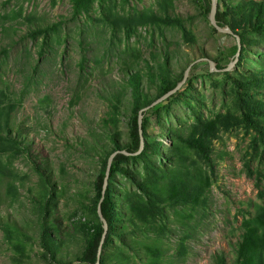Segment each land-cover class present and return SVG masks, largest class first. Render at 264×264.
<instances>
[{
  "label": "rangeland",
  "instance_id": "1",
  "mask_svg": "<svg viewBox=\"0 0 264 264\" xmlns=\"http://www.w3.org/2000/svg\"><path fill=\"white\" fill-rule=\"evenodd\" d=\"M224 1L233 37L198 0H0V264H82L102 162L191 65L110 178L105 264H264V0Z\"/></svg>",
  "mask_w": 264,
  "mask_h": 264
},
{
  "label": "trees",
  "instance_id": "2",
  "mask_svg": "<svg viewBox=\"0 0 264 264\" xmlns=\"http://www.w3.org/2000/svg\"><path fill=\"white\" fill-rule=\"evenodd\" d=\"M72 1L74 3V7L76 9H79L82 7V5L87 0H72ZM198 4L200 5V7L203 8L206 15L210 14L211 6H212L211 0H198ZM226 4L227 3H225L224 0H218V9H217L216 17H217L219 26L224 28V29L229 28L233 32L237 33L238 32L237 31L238 26H239L237 24V21L233 20V17L229 11L226 12L223 10L222 6L226 5ZM260 27L261 28H259V27H256V28H258V30L264 29V20H261ZM214 30L216 33H219L215 28H214ZM239 36L242 39V41L245 40V38H246L245 34L244 35L239 34ZM231 37H233V36L231 35ZM185 74H186V70L182 71L179 74V76L173 82L166 84L164 86V88L162 90V94L160 96L169 92L172 89H176L178 87V85L183 82V80L185 78ZM185 87H186V85H185ZM180 94H181V92L177 93L176 95L172 96L169 100L168 99L167 100L169 102H171L174 99H176ZM160 96H158L157 98H159ZM156 99H154V100H156ZM154 100L148 101V103H146L144 106L138 105L134 109V112L131 115V118L129 121L130 142L127 143L124 147H118L117 149H115L112 152V153H114L116 151H122L123 150V151L127 152L128 154L120 152V153H117L115 155L112 166H111L108 185H107V188L105 190L104 196H102L104 179H105V175H106L108 159L112 153H110L108 155V157H106L104 159V161L101 164L100 170L96 175V180H95L96 199L94 201V206H95V211H96V219H98V221H99V227L96 229V232L93 233L92 237L89 238L88 247H87L86 252L84 254V257L81 261L82 264H97L98 263L100 247H101L102 239H103V236L105 233L104 223L102 221L101 216H99V213H98V206H99L100 201H101L100 212H102L103 218L109 224V233H108L106 242H105L104 247H103L102 260H101V264H105V258H103L104 251L107 249L109 242L112 240V238L114 236V233L116 230V222H117L116 221V218H117L116 197H115V193L112 191V187L110 185V178L113 176V174L115 172H117L119 170H123L122 164L129 161V159L131 157L132 158H136V157L141 158V157H144L147 155V152H148V140H147L148 134L146 132V125H147L148 120H147L146 116H147V113L149 112V110H152L153 108L149 109L143 113L142 129H143V136H144L146 145H145L144 151L140 154V156L134 155V153L137 154L141 150V146H142L141 138H140L139 119L138 118H139V111L142 108L149 106ZM161 104H159V105H161ZM156 107H154V108H156ZM204 155H205L207 162L209 164H212L213 160H212L210 151L208 149H205ZM101 198H102V200H101Z\"/></svg>",
  "mask_w": 264,
  "mask_h": 264
},
{
  "label": "water",
  "instance_id": "3",
  "mask_svg": "<svg viewBox=\"0 0 264 264\" xmlns=\"http://www.w3.org/2000/svg\"><path fill=\"white\" fill-rule=\"evenodd\" d=\"M212 2V6H211V10H210V21L211 23L213 24L214 28L220 32V33H225V34H231V35H234V33L230 30V29H224L222 27L219 26V23H218V20H217V17H216V13H217V9H218V0H211ZM242 49V46L241 44L239 45V51H241ZM239 56V55H238ZM212 67L214 66L213 63H211ZM233 66V65H232ZM232 66H230L228 69H226V71H229L232 69ZM193 69V65H191L189 67L188 70H186V74H185V78L183 80V82L181 84L178 85V87L176 89H172L170 90L169 92L163 94L162 96H160L159 98H157L156 100H154L149 106H146L144 108H142L140 111H139V130H140V138H141V150L134 155H140L144 149H145V139H144V136H143V129H142V121H143V113L149 109H152L154 108L155 106L161 104L162 102H164L165 100H169L172 96L176 95L177 93H179L184 87L185 85L187 84V82L189 81V77H190V73ZM126 153L128 154L127 152L125 151H116L114 153H112L108 159V164H107V169H106V175H105V179H104V185H103V191H102V196H104L105 194V190L107 188V185H108V180H109V176H110V170H111V166H112V163H113V160H114V157L117 153ZM102 200V198H101ZM101 203V201H100ZM100 203H99V206H98V213H99V216H101L102 218V221L104 223V228H105V233H104V236H103V239H102V243H101V247H100V252H99V257H98V263L97 264H101V260H102V253H103V247H104V244L106 242V239H107V236H108V233H109V224L108 222L103 218L102 216V212H100Z\"/></svg>",
  "mask_w": 264,
  "mask_h": 264
}]
</instances>
